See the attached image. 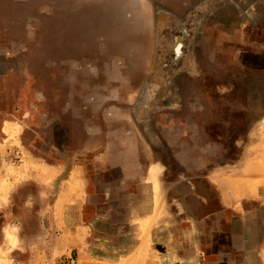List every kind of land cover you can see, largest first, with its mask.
I'll use <instances>...</instances> for the list:
<instances>
[{"label":"rangeland","instance_id":"rangeland-1","mask_svg":"<svg viewBox=\"0 0 264 264\" xmlns=\"http://www.w3.org/2000/svg\"><path fill=\"white\" fill-rule=\"evenodd\" d=\"M0 264H264V0H0Z\"/></svg>","mask_w":264,"mask_h":264},{"label":"crops","instance_id":"crops-1","mask_svg":"<svg viewBox=\"0 0 264 264\" xmlns=\"http://www.w3.org/2000/svg\"><path fill=\"white\" fill-rule=\"evenodd\" d=\"M155 166V165H154ZM154 174L153 176L156 177V179L158 178L159 174H158V169H157V166L154 167V170H153Z\"/></svg>","mask_w":264,"mask_h":264}]
</instances>
